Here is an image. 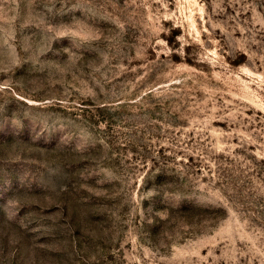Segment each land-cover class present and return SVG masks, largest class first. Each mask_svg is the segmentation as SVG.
I'll return each instance as SVG.
<instances>
[{"label":"rangeland","instance_id":"374dc122","mask_svg":"<svg viewBox=\"0 0 264 264\" xmlns=\"http://www.w3.org/2000/svg\"><path fill=\"white\" fill-rule=\"evenodd\" d=\"M0 264H264V0H0Z\"/></svg>","mask_w":264,"mask_h":264}]
</instances>
